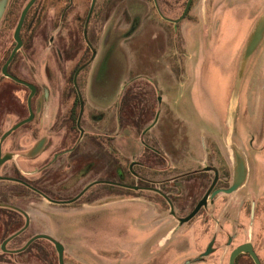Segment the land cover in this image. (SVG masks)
<instances>
[{
  "label": "rangeland",
  "instance_id": "rangeland-1",
  "mask_svg": "<svg viewBox=\"0 0 264 264\" xmlns=\"http://www.w3.org/2000/svg\"><path fill=\"white\" fill-rule=\"evenodd\" d=\"M26 1H8V9L0 21V59L2 60L0 65L15 44L13 30ZM149 5L146 9L153 13L154 10L151 4ZM138 7L135 3L130 4V8L127 7V3H121L108 20L114 28L90 30L96 40L94 43L86 45L82 29H78V64L87 63L76 79L83 100L80 126L86 133L79 141L81 169L66 184L56 185L57 190L67 193V197L73 196L91 181L110 176L108 168L111 165L117 170V168L127 169V165L132 164L131 168L135 172L140 169L138 164L147 160L148 163L158 167L166 166L168 163L170 165L172 161L175 163L170 158V154L164 156L161 151L153 152L144 148V145L163 146L164 143L160 140L170 141L177 132L190 140L191 148L199 144L200 141L196 139L199 133L205 135L210 133L222 151L226 150L225 137L230 136L231 139L232 135L235 137L236 141H232L245 156L246 153L248 155L247 180L255 178L259 199H262L264 196V42L248 63L233 102L228 104L229 93L225 100L226 89L229 91L234 79L237 55L250 24L249 18H246L247 13L242 12V22H236L234 17L230 20L227 16L222 27L217 30L214 40L210 42L208 39L199 40L196 49L193 46L188 49V52H193L194 55L186 62L185 57L188 52L183 42L186 37L190 41L196 39V30L190 29L189 32H184L183 29L159 26H145L142 29L141 26L138 27L142 12L136 15L135 22L132 23L133 26L131 25L136 29L133 30L131 27L127 29L129 23L125 22L126 18L122 11L132 13L137 11ZM51 14L52 8L47 9L45 12L47 19L41 22L43 26L49 28ZM118 25L122 27H116ZM38 37L41 38L40 35ZM40 38L34 40L33 46L38 56L29 62L35 69L41 68V55L52 58L49 55L52 49L48 44L45 45V42H41ZM23 52L29 53L31 49L19 51V53ZM93 53H95L94 57ZM16 59L18 60L19 57L17 56ZM70 64L71 62L66 61L60 66L59 63L54 62L55 66L50 64L49 68L67 69ZM20 67L26 68L27 65L20 64ZM186 67L188 69H185ZM68 74L70 75L67 71V77L65 76L67 86L71 83ZM53 79L55 84H59L63 78L58 76ZM124 93L126 95L123 98ZM66 95L69 96V89ZM161 95H164V104H161ZM67 97L68 103L70 99ZM119 97H122L119 108H114L115 110L112 111L113 106L109 104ZM91 98L98 100L99 107L105 104L108 109H91L92 107L89 106V103H92ZM166 103L169 106L174 105L171 110L172 115L169 110L166 111ZM228 105H230V118L226 124ZM73 110L79 113V104H73ZM116 111L122 117L121 126L117 122H111ZM98 113L102 114L103 123L98 124L97 119L92 118L93 114ZM166 114L167 117H164ZM176 114L191 119L194 123L191 131H186L181 121L174 119ZM154 119L156 123L143 132ZM134 122H137V125ZM129 133L135 135L138 143L127 146L131 156L123 152L124 146L118 141L129 137ZM116 138L118 143L115 142ZM167 144L170 146L169 143ZM213 146L214 140L211 144L210 141L207 142V147ZM49 149L50 147L41 156L32 160L36 162L35 166ZM165 149L167 150L166 147ZM142 150L145 152L140 156L139 151ZM15 163L21 167L20 164H24L25 161L16 159ZM171 174L172 169L169 168L158 172L157 178H170ZM126 179L129 182L135 180L131 174H126ZM246 187L247 184L243 187V193L235 195H239L240 198L245 193ZM106 189L102 184H94L79 200L63 206L52 205L30 191H27L24 197L13 198L12 201L29 212L28 218L33 231L50 234L52 238L63 244L64 264H185L183 260L186 257L195 256L197 250L203 247L204 243L200 245L203 239L201 238L195 246H189V251L181 252V242L175 240V247L179 248L172 250L171 246L163 247L150 254L147 246L153 237H144L143 231L158 221V214H151L152 209L148 210L147 205L144 209L143 204L120 200L119 197L126 195L117 187H109L107 191L110 194L104 193ZM155 199L154 195L152 201ZM86 202H103V205L78 209V206ZM260 202L264 203V200ZM166 207L164 204L161 209L162 217L167 222L165 227H171L174 220L166 216ZM229 208L230 214L234 216L233 204ZM218 217L219 210L216 209L212 220L208 221V234L215 230ZM231 226L232 223L227 222L224 227L231 232ZM189 228V225L183 226L178 233L189 231ZM219 232V237L222 238V231ZM50 248L48 254L50 264H58L53 243L50 244ZM32 256L33 264L42 263L37 259V252ZM4 258L7 259L6 255ZM223 262V257L220 259L219 253H216L206 256L202 263L196 264Z\"/></svg>",
  "mask_w": 264,
  "mask_h": 264
},
{
  "label": "flooded vegetation",
  "instance_id": "flooded-vegetation-1",
  "mask_svg": "<svg viewBox=\"0 0 264 264\" xmlns=\"http://www.w3.org/2000/svg\"><path fill=\"white\" fill-rule=\"evenodd\" d=\"M90 3L91 0H34L27 9L20 28L21 46L6 69L9 74L25 83L14 81L2 73L1 67L7 57L3 58L0 65V138L15 124L31 115L28 120L10 130L0 139V156L5 153L13 154L12 158L5 160L0 165V182H5L0 183V264H33L32 254L34 252H37V257L46 264L51 250L50 244L52 242L48 239L36 238L29 241L36 234L47 233L36 232L31 229L28 213L17 206L12 201L13 198L24 197L27 191H30L41 198H44L43 195L47 196L50 200L44 199L52 205L63 206L78 200L94 184L106 185L107 189L104 193L107 192V194H110L107 191L108 185L133 190L136 194L124 193V195L141 196L154 204L155 210H158L156 212L159 218L153 225L158 228V236L153 237L147 246L150 254L163 247L171 246L170 249L172 250L179 248L175 247V240L181 242V252L189 251V246H195L203 238L200 243L201 246L204 243L203 247L197 250L195 256L186 257L183 263H202L206 256L219 253V258L223 257L224 259L222 264H227L230 252L237 247L244 246L251 248L260 264H264V203L260 202V200H264V196L259 199L255 178L248 181V177L245 183L234 192H221V189L227 188L231 183L232 166L227 150L222 151L215 139L209 140L210 144L214 140V146L207 149L204 160H194L192 157V160L197 163L188 166H174L172 174L169 175L170 178L158 179L157 174L161 172L160 167L148 163L147 160L139 163L141 168L138 172L132 170V164H128L127 169L117 168L118 175L123 181L109 179L107 174L108 176L100 179L102 182L90 185L78 198L69 203L62 201L73 198L82 188L73 196L67 197V193H61L56 186L61 183L66 184L81 169L79 141L86 131L78 139V112L75 118L76 130L72 125L73 104H79L80 95V92L78 94L77 81L76 84L73 82L74 72L78 68V29H82V36L86 45L94 43L96 40H94V34L90 30L113 27L108 20L115 9L119 8L121 3H127L129 8L130 4L135 3L139 6L137 11L132 13L126 10L122 11L126 18L125 22L128 21L129 23L127 29L130 27L133 30L136 29L132 27V23L135 22L136 15L142 12L138 24V27L141 26L142 29L145 26L183 29L184 32L195 29L196 39L193 38L190 42L191 46L196 49L199 40L206 41L208 39L210 42L216 38L217 30L222 27L227 16L230 20L234 17L236 22H242V12H246L248 15L246 18H249L250 24L242 42V49L250 29L264 12V0H94L91 10ZM149 4L154 10V16L152 12L146 9ZM8 6L9 4H7L5 12ZM49 8H52V14L49 18L51 25L48 28L43 26L41 22L47 19L45 12ZM89 10L90 13L88 14ZM39 35L41 38L38 37ZM36 38H40L41 42H45V45L48 44L52 49V53L49 54L52 58L41 55L40 69H35L32 63L29 64L38 56L33 48ZM263 42L264 35L249 62ZM29 44H31L30 48ZM26 48L31 49V52L19 53L20 50ZM240 52L237 55V61ZM94 55L95 53L92 56L94 57ZM191 55H194L193 52ZM17 56L19 57L18 60L16 59ZM66 61L71 62L67 69L64 67L49 68V65H54V62L61 66L62 62ZM20 64H25L27 67H20ZM67 71L71 77L69 86L66 85L67 80L65 78ZM58 76L63 79L59 84H55L53 77ZM29 85H32L34 89L28 101L31 93ZM67 89H69L68 97L66 95ZM125 95L124 93L123 98ZM66 97L70 99L68 103ZM121 99L122 97L117 100L114 99L109 104V106H113V111L119 108ZM96 116L93 114L92 118L95 119ZM120 121H123L122 117L116 111L111 122H117L120 125ZM40 139H44L41 150L33 157H26L28 151ZM232 140L236 141L233 135ZM48 147H50L48 153L35 166L36 162L32 160L43 154ZM144 148L148 149V145L147 147L144 145ZM247 157L246 153L248 161ZM14 158L21 159L25 163L20 164L21 167H19ZM115 171L114 165L108 168L110 176H113ZM126 174H131L135 180L127 181ZM107 181L127 184L135 186V188L124 187ZM246 184L248 187L239 198V195L236 196L235 194H241ZM212 193L213 195H211ZM205 194H207L205 204L201 205L170 237L163 239L165 234L177 224L176 217L186 216ZM154 195L156 199L152 201ZM164 204L167 206L166 216L174 220L171 227H165L167 222L163 220V212H161ZM231 204L235 208L234 216L230 214L229 207ZM170 206L173 214L170 213ZM216 209L219 210V217L215 223L216 228L211 234H208V221L212 220ZM227 222L232 223L231 232H228L224 227ZM186 225H189V231L186 230V232L179 234L178 231ZM219 231H222V238L219 237ZM47 235L51 236L50 234ZM146 238H150V236H146ZM5 239L7 240L2 244ZM207 248L209 249L208 253L201 256ZM5 255L7 259L4 258ZM232 264H255V262L247 250H241L235 256Z\"/></svg>",
  "mask_w": 264,
  "mask_h": 264
},
{
  "label": "water",
  "instance_id": "water-1",
  "mask_svg": "<svg viewBox=\"0 0 264 264\" xmlns=\"http://www.w3.org/2000/svg\"><path fill=\"white\" fill-rule=\"evenodd\" d=\"M8 1L9 0H0V21L3 17V14L5 12V9H6V6L8 4ZM34 2V0H27V2L25 3V5L22 7L21 11H20V14H19V17H18V20L16 22V25L14 27V30H13V40L15 41V44L14 46L11 48L5 62L3 63L2 67H1V71L2 73L13 79L14 81H18V82H22V83H25L23 81H21L20 79H18L17 77L9 74L6 69H7V66L9 64V62L11 61L12 57L14 56V54L16 53V51L20 48L21 46V38H20V28H21V25L23 23V20H24V16L27 12V9L31 6V4ZM93 2L94 0H91V3H90V10H91V7L93 5ZM90 10L88 12V14L90 13ZM83 32H85V29H83ZM85 34V33H84ZM264 35V12L262 13V15L257 19V21L254 23L253 27L250 29L249 31V34L244 42V45L241 49V52H240V55H239V58H238V61H237V65H236V72H235V75H234V79H233V84H232V87H231V90H230V94H229V103L230 104L231 102H233V99L237 96L238 94V89H239V86L241 84V81H242V78H243V75H244V72L246 70V67L248 65V62L251 58V55L253 54V52L255 51V49L257 48V46L259 45L261 39H262V36ZM87 63H83L81 65L78 66V68L75 70L74 72V75H73V82L74 84H76V75L77 73L86 65ZM30 89H31V93L28 97V101H29V98L31 97L32 93H33V89L34 87L32 85H29ZM78 94H79V91H78ZM229 106L228 105V111H227V115L225 116V123L227 124L229 118H230V113H229ZM82 108H83V103H82V99H81V96L79 95V113H78V119H77V127H78V130H79V137L78 139L82 136V134L84 133V129L80 126L79 124V121H80V116L82 114ZM31 116V115H30ZM30 116L25 119V120H22L20 122H18L17 124H15L12 128H10L8 131H6L0 139H2L10 130L16 128L18 125H20L21 123H23L24 121L28 120L30 118ZM155 122V119L153 120V122L148 125L146 127V129L143 130V132L145 130H147L151 125H153V123ZM43 140L44 139H40L38 140L34 146L28 151V153L25 155L26 157H33L34 155H36L42 148L43 146ZM225 145H226V150L229 154V158H230V161H231V166H232V178H231V183L230 185L225 188V189H221V192H224V193H231V192H234L235 190H237L239 187H241L245 181H246V178H247V173H248V167H247V161H246V156L245 154L243 153V151L232 141V139L230 138V136H226L225 137ZM13 154L12 153H5L4 155L0 156V165L5 161V160H8L10 158H12ZM1 178V176H0ZM102 182V180L100 179H96V180H93L91 181L90 183H88L87 185H85L73 198L71 199H68L66 201H62V202H71L73 200H75L76 198H78L82 193L83 191L89 187L90 185L94 184V183H100ZM108 183H114V184H119L121 186H124V187H129V188H135V186H131V185H127V184H121V183H116V182H112V181H107ZM213 195V193L211 194ZM44 198H46L47 200H50L47 196L43 195ZM206 197H207V194L204 195L203 198H201V200H199V202L196 204V206L184 217H176V220H177V224L172 227L164 236L163 239H166L168 237H170L176 230L177 228L184 222H186L197 210L198 208L205 204L206 202ZM170 213L173 214L172 212V209H171V206H170ZM36 238H45V239H48L50 240L53 245H54V248L56 250V253H57V260H58V264H64V259H63V249H64V246L63 244L52 238L51 236L47 235V234H36L35 236H33L29 241L33 240V239H36ZM7 239H5L2 244L5 243ZM241 250H247L252 259L254 260L255 264H260L256 254L251 250V248L249 247H244V246H241V247H237L235 249H233L230 254H229V257H228V263L227 264H232L233 263V260L235 258V256L238 254V252H240ZM209 249L207 248V250L205 252H203L201 254V256H204L208 253Z\"/></svg>",
  "mask_w": 264,
  "mask_h": 264
},
{
  "label": "crops",
  "instance_id": "crops-1",
  "mask_svg": "<svg viewBox=\"0 0 264 264\" xmlns=\"http://www.w3.org/2000/svg\"><path fill=\"white\" fill-rule=\"evenodd\" d=\"M112 28H114V27H111V29ZM183 46H184L186 52H188V49L192 48L191 42L189 39H187V37H186L185 41L183 42ZM188 54L189 55H186V57H185L186 62L189 61L190 59H192V55H191L192 53L188 52ZM187 67H188V64H187ZM187 67L185 69H188ZM185 69H184V71H185ZM234 70H235V68H234ZM232 84H233V82L230 85L229 91H227V89H226L225 100L227 98V94L231 90ZM163 99H164V95H161V97H160L161 104H164L163 101H165V100H163ZM91 101H92V103L91 102L89 103V106L92 107L91 109H93V108L94 109H101V110H107L108 109V106H104L105 104L101 105L103 107H99L100 103L98 102V100H96L94 98H91ZM193 102H194V98L192 100V103ZM165 107H166V111L169 110L171 115H172L173 112L171 110L173 109L174 105L169 106L166 103ZM96 115L97 116L95 119H97L96 121L98 122V124H100L101 122L103 123L104 118L102 117V114L98 113ZM164 117H167V114ZM174 119L176 121H181L183 126H185L186 131H189L191 128H193L194 123L191 122V119L187 116L182 117V116H179L176 114ZM155 123L156 122H154L153 124H155ZM134 124L137 125V122H134ZM171 125L172 124H170V126ZM196 139H197V141H200L199 144L196 147L190 148V142H189L190 140L188 138H186V136L182 137L176 132V133H174V136L171 137L170 141L160 140V142L164 143L163 146H152L151 144H147V145H148V149L153 151V152L161 151L162 154H164V156L170 154V158L175 161V163L172 161V163L170 165L168 163V165L166 164V166L159 168L161 171H164V170H167L169 168L173 169L174 166H188L192 163H197L196 161L192 160V157L194 158V160H200V161L204 160L207 149H209V147H207V142L210 139H214V138L211 137L210 133H208L207 135H205V133H199L197 135ZM118 141L120 143H122V146H124L123 152L128 153L127 155H129V156H131V151H129L127 149V146L138 145L137 139L133 133H129V137H125V138L118 140ZM115 142L118 143L117 138L115 139ZM167 143H169L170 146ZM165 147L169 151L168 153H167V150L165 149ZM144 152H145V150L139 151V155L143 156ZM138 165L140 166V164H138ZM119 198H120V200H129L131 202H136L139 205L143 204L144 209H145V205H147L146 208H148V210L150 208L152 209L151 214H157V212L155 211L154 204L151 201L145 200L141 196H135V197L122 196ZM119 198H117V199H119ZM110 200H112V199H110ZM97 205H103V202L83 203L81 206H78V209H90V208H93L94 206H97ZM151 226L152 227H149L147 229L145 228V230L143 231L144 234L143 233L142 234L144 235V237L150 236V237L156 238V236H158V232H157L158 228L156 226H154L153 224H151ZM37 259H38V261H40V263L42 262V260H40L39 258H37ZM78 263H79V261H78ZM80 264H82V263H80Z\"/></svg>",
  "mask_w": 264,
  "mask_h": 264
},
{
  "label": "trees",
  "instance_id": "trees-1",
  "mask_svg": "<svg viewBox=\"0 0 264 264\" xmlns=\"http://www.w3.org/2000/svg\"><path fill=\"white\" fill-rule=\"evenodd\" d=\"M87 31H88V30H87ZM6 56H7V54H6ZM6 56H5V58H6ZM5 58H4V59H5ZM78 66H79V64H78ZM76 114H77V113L74 112V114H73V120H72V125H73V127L75 128V130H76V127H75V118H76ZM109 179H113V180H116V181H123L122 179H120L117 170L115 171V173H114L113 176H109ZM131 182H132V181H131ZM104 186H106V185H104ZM108 186H109V187H117V186H110V185H108ZM117 188L123 190V193H127V194H136V192H134L133 190L124 189V188H120V187H117ZM32 193H34V192H32ZM79 199H80V198H79ZM79 199H78V200H79ZM46 264H50V259H48V262H47Z\"/></svg>",
  "mask_w": 264,
  "mask_h": 264
}]
</instances>
